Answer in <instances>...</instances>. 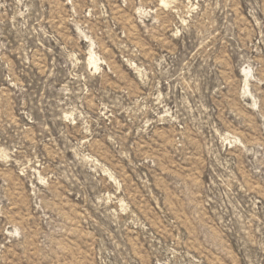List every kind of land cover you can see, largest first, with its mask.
Returning a JSON list of instances; mask_svg holds the SVG:
<instances>
[{"label": "rangeland", "instance_id": "1", "mask_svg": "<svg viewBox=\"0 0 264 264\" xmlns=\"http://www.w3.org/2000/svg\"><path fill=\"white\" fill-rule=\"evenodd\" d=\"M0 264H264V0H0Z\"/></svg>", "mask_w": 264, "mask_h": 264}]
</instances>
